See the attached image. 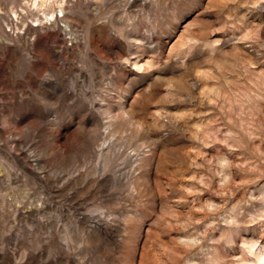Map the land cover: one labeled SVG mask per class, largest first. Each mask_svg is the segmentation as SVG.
Masks as SVG:
<instances>
[{
    "label": "rangeland",
    "instance_id": "374dc122",
    "mask_svg": "<svg viewBox=\"0 0 264 264\" xmlns=\"http://www.w3.org/2000/svg\"><path fill=\"white\" fill-rule=\"evenodd\" d=\"M0 264H264V0H0Z\"/></svg>",
    "mask_w": 264,
    "mask_h": 264
},
{
    "label": "bare ground",
    "instance_id": "6f19581e",
    "mask_svg": "<svg viewBox=\"0 0 264 264\" xmlns=\"http://www.w3.org/2000/svg\"><path fill=\"white\" fill-rule=\"evenodd\" d=\"M124 173V172H123ZM126 178V177H125ZM134 185L131 184V187H133ZM128 216L125 217V222L127 223L128 221ZM96 218V217H95ZM104 220L101 219H97L96 225L103 223ZM112 227V226H111ZM94 227H89L87 230H85V232H83L81 234V237L79 240L75 241L72 238V233H70L68 230H64L62 233L58 234V240L64 245V247L68 250L73 249L76 244H86L88 242V237L94 232ZM98 231V230H97ZM112 232V231H111ZM48 236L50 238H52V233L50 231H48ZM95 234V233H94ZM93 234V235H94ZM108 234V233H107ZM110 235V234H109ZM108 235V236H109ZM84 246V245H83Z\"/></svg>",
    "mask_w": 264,
    "mask_h": 264
}]
</instances>
